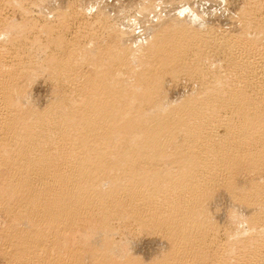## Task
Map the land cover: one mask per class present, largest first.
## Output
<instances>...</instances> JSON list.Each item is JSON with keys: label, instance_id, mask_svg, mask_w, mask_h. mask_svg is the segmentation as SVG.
<instances>
[{"label": "bare ground", "instance_id": "obj_1", "mask_svg": "<svg viewBox=\"0 0 264 264\" xmlns=\"http://www.w3.org/2000/svg\"><path fill=\"white\" fill-rule=\"evenodd\" d=\"M252 1L259 7L239 16V35L206 31L205 13L184 7L193 13L191 25L179 8L180 26L174 19L167 23H176L172 29L157 26L167 31L158 28L139 44L134 33L136 47L112 44V36L109 49L99 45L105 52L97 50L95 62L90 40L87 49L61 29L75 18L74 7L59 15L58 25L35 24L28 15L14 20L15 33L0 12V210L10 217L0 231V256L6 264H80L86 257L92 264H264V0ZM32 31L55 48L38 53L48 56L41 62L32 59L35 53L27 61L17 54L29 49ZM9 41L22 45L4 47ZM90 59L100 79L89 84L84 77L92 69L85 76L81 70ZM35 70L50 74L56 92L43 109L20 99L26 95L20 81ZM156 74L171 75L173 84L188 77L198 88L173 101ZM219 189L247 209V215L229 210L225 227L209 204ZM119 217L161 237L167 250L155 259L144 255L151 261L127 254L115 237ZM77 231L79 244L69 236Z\"/></svg>", "mask_w": 264, "mask_h": 264}, {"label": "rangeland", "instance_id": "obj_2", "mask_svg": "<svg viewBox=\"0 0 264 264\" xmlns=\"http://www.w3.org/2000/svg\"><path fill=\"white\" fill-rule=\"evenodd\" d=\"M50 1V2H49ZM155 1V2H154ZM185 0H147V1H144V0H18L17 1V4L15 3V4H13V3H11L10 2V4H8L7 2H2V3H0V9H2L0 12L3 14V17L4 18H6V20H5V22L6 23H8L7 22V19L8 18H10V19H8V20H10V23H8V24H10V25H8L9 27L10 26H12V27H10L11 28V30H12V32L13 33H15L14 32V28L16 29V22L14 21V20H16L17 22H21V21H23L22 20V18L23 19H25V16H27L30 20H28V21H30V22H35L36 21V23L35 24H37V23H39V25H45V23L46 24H49V25H52L51 23L52 22H54V25H56L55 23H57V25L59 24V22H60V18H63V16L62 17H60L59 15L61 14V13H63V12H68V11H70L69 13H67L68 15H70V13H73L74 12V10L79 14V10L77 9V8H79L80 9V7H81V12H80V14H83L82 16H84V18L82 17V16H80V14H79V16H77V19H79V21L76 19V15H78L76 12H74L75 14L73 15V14H71V16H74L75 18H73V17H71V18H69V17H67L68 19H71L70 21L69 20H67V23L69 24V23H71V24H66V25H62L61 26V29H62V31L64 30V32H65V35L66 36H68L69 38H71V42H75V41H73V40H75L77 37L79 38L80 37V43H81V45L82 46H91L90 44H92V48L91 49H88L89 47L87 46V49H88V52H90L91 50L93 51V48H94V51H93V53L92 54H89V58H91V56H92V59H93V57H94V59H93V61L95 62V57H96V55H98L97 54V50H99V51H101V47L102 48H104L105 47V45H107L106 47L108 48V47H111L112 45H110L109 43H111L112 42V40L114 39V41L112 42V44H114V43H117V44H121V43H125L126 41L127 42H129V44L130 43H132L131 41L133 40V41H136L135 39H137V41H136V43L137 42H141L142 40H144V39H142V38H144V37H146L147 35H152L153 34V36L154 35H156V34H158V33H161L163 30L165 31V29H166V31H167V27H168V25L169 24H167V23H169V21H173V19H174V21L177 23V24H179L180 22V24H182V21H183V23L184 24H189V23H191L192 24V22L190 21L189 22V20H192L191 19V17L193 16V13L192 12H190L189 11V9L191 10V11H195V9H197L201 14H202V16H204V13H205V19H208L207 21H206V24L204 23V26L206 27L205 29H206V31H208L209 30V28L210 27H212V28H210V29H213V30H215L216 32H225V33H228V32H230V33H233V34H237V32H238V35L239 34H241L242 33V31H241V25H239V23L240 22H238V20L240 21L241 20V17H240V19H239V16H242L243 15V13L244 12H249V10L250 11H252L251 9H253V8H255L256 7V5L258 6V3L257 2H255V3H257V4H255V7H254V1H252V0H187L189 3H191L190 4V6H189V4H187L186 3V1L184 2ZM191 1V2H190ZM256 1H258V0H256ZM19 2V3H18ZM63 2V3H62ZM69 4H68V3ZM156 4H154V3ZM253 4H252V3ZM53 3V4H52ZM67 3V4H66ZM79 3L81 4V5H79ZM87 3L89 4L90 3V5L92 6H90V5H87ZM147 3V4H146ZM151 3H153V4H151ZM184 3H185V5H184ZM249 3V4H248ZM5 4V5H4ZM11 4H12V6H11ZM36 4V5H35ZM52 4V5H51ZM60 5V7L58 6V5ZM63 4V5H62ZM65 4V5H64ZM142 4H144V5H142ZM152 6H150V5ZM157 4H159V5H157ZM161 4V5H160ZM195 4V5H194ZM245 4V5H244ZM260 4H262V3H260ZM259 4V5H260ZM10 5V6H9ZM15 7H14V6ZM31 5V6H30ZM57 5V6H56ZM62 5V6H61ZM66 5H67V7H66ZM70 5V6H69ZM142 5L143 7H140V6ZM174 5H176V6H174ZM193 5V6H192ZM253 5V6H252ZM63 6L67 9H65V8H63ZM86 6H89V7H86ZM95 6V7H94ZM98 6V7H97ZM153 6H156V7H153ZM182 6V7H181ZM202 6V7H201ZM251 6V7H250ZM261 6V5H260ZM262 6H264V5H262ZM58 7V8H57ZM72 7H74L73 9V11L71 12V8ZM138 7H140V8H138ZM147 7V8H146ZM159 7V8H158ZM164 7V8H163ZM184 7H188L187 9H184V12H183V8ZM194 9H193V8ZM253 7V8H252ZM259 7V6H258ZM4 8V9H3ZM15 8V9H14ZM55 8H57L56 10H55ZM165 8H168V9H165ZM172 8H174V9H172ZM180 8V9H179ZM200 8H202V9H200ZM257 8V7H256ZM14 9V10H13ZM63 9H65V10H63ZM70 9V10H69ZM91 9V10H90ZM177 9V10H176ZM181 11L182 10V12L183 13H181V12H179V10ZM246 9V10H245ZM249 9V10H248ZM13 10V11H12ZM29 10V11H28ZM114 10V11H113ZM139 10H141V11H139ZM145 10H146V12H145ZM151 10V11H150ZM164 10V11H163ZM197 10L195 11V12H197ZM242 10V11H241ZM245 10V11H244ZM7 11V12H6ZM150 11V12H149ZM177 11V12H176ZM185 11H186V13H185ZM16 12V13H15ZM26 12V14H23V13H25ZM142 12V13H141ZM145 12V14L143 15V13ZM148 12V13H147ZM159 12V13H158ZM178 12L181 14L180 16H181V19H183V18H187L188 16H189V14H190V18L188 17L186 20L185 19H183V20H181L180 19V21L178 20L179 19V14H178ZM189 12V13H188ZM102 13V14H101ZM121 13V14H120ZM141 13V15H140V17L138 16L139 14ZM149 13H151V17H149L150 15H149ZM163 13V14H162ZM192 13V14H191ZM15 14V15H14ZM86 16H85V15ZM187 14H188V16H187ZM236 14V15H235ZM51 15V16H50ZM95 15V16H94ZM153 15V16H152ZM159 15V16H158ZM176 15V16H175ZM184 15V16H183ZM192 15V16H191ZM24 16V17H23ZM32 16V17H31ZM101 16V17H100ZM103 16V17H102ZM136 16V17H135ZM141 16L143 17V18H141ZM173 16H175L174 18H172ZM185 16H187V17H185ZM22 17V18H21ZM81 17H82V19H81ZM88 17V18H87ZM147 17V18H146ZM155 17V18H154ZM34 18V19H33ZM99 18H101L100 20H98ZM169 18V19H168ZM176 18H178V19H176ZM193 18V17H192ZM202 18H204V17H202ZM237 18V19H236ZM50 19V20H49ZM56 19V20H55ZM84 19V20H83ZM135 19H137V20H135ZM150 19H152V20H150ZM26 20V19H25ZM76 20L78 21V23L76 22ZM143 21V22H141V21ZM193 20H194V18H193ZM192 20V21H193ZM37 21H39V22H37ZM72 21H74L73 23H72ZM80 21H82V22H87V24L85 25V24H83L82 22H80ZM159 21V22H158ZM174 21H173V23H174ZM14 22V23H13ZM84 22V23H85ZM95 22V23H94ZM136 23V24H134V23ZM161 22H163L162 24H161ZM165 22V23H164ZM170 22V24H172V25H170L171 27L172 26H174L175 24H173V23H171ZM187 22H189V23H187ZM13 25H12V24ZM107 23V24H106ZM111 23V24H110ZM139 23H140V25H139ZM148 23V24H147ZM150 23V24H149ZM199 21L195 24L196 26H198L199 24ZM236 23V24H235ZM83 24V25H82ZM114 24H116V26H113ZM129 24H130V26H129ZM154 24V25H153ZM180 24H179V26H180ZM191 24H189V25H191ZM69 26V28H68V26ZM81 25V26H80ZM92 25V26H91ZM102 25H104V26H102ZM109 25V26H108ZM146 25H149V26H146ZM153 25V28H154V26H155V28L157 27V26H167L165 29H163L164 27H160V28H162L159 32L157 31V29L159 28V27H157L156 29L154 28H149L150 26H152ZM14 26V27H13ZM70 26H72V27H70ZM80 26V27H79ZM88 26H89V28H88ZM102 26V27H101ZM107 26L109 27V28H107ZM112 26V27H111ZM140 26V27H139ZM168 27L169 29H172L171 27ZM178 26V25H177ZM200 26V25H199ZM79 27V28H78ZM120 27V28H119ZM142 27H144V30H146V32H147V30H153L152 32H150L149 31V33L147 32V34L146 35H143L144 33H142V32H144L143 31V29H142ZM148 28V29H145V28ZM208 27V28H207ZM71 28V29H70ZM77 28V29H76ZM83 28V29H82ZM105 28H107V29H105ZM110 28L111 29H114L113 31H116V32H113L112 30H110ZM159 28V29H160ZM234 28V29H233ZM240 28V30H238ZM68 31H67V30ZM78 29H80L79 30V32H80V34H78L79 32L77 31ZM97 29V30H96ZM116 29H118V30H116ZM131 29V30H130ZM133 29V30H132ZM208 29V30H207ZM231 29V30H230ZM17 30V29H16ZM73 30V31H72ZM82 30V31H81ZM121 30V31H120ZM141 30V31H140ZM155 30H156V32H155ZM33 31H34V29H33ZM32 31V32H33ZM85 31V32H84ZM117 31H118V33H120L118 36L121 38H119V39H117L118 38V36L117 37H114V36H116L117 35ZM131 31H133V32H131ZM138 33V35L136 34V32ZM241 31V32H240ZM17 32V31H16ZM38 32V31H37ZM71 32L73 33V34H71ZM77 32V33H76ZM110 32V33H109ZM113 32V35L111 34ZM129 32V33H128ZM141 32V33H140ZM235 32V33H234ZM39 33V32H38ZM38 33H36V34H38ZM86 33H89V34H86ZM91 33V34H90ZM92 33H93V35H92ZM94 33L95 34H97V35H94ZM115 33H116V35H115ZM123 33V34H122ZM134 33H135V35H134ZM154 33H156V34H154ZM104 34V35H103ZM111 34V36L109 37L108 35H110ZM125 34V35H124ZM127 34H131L130 36H128ZM136 37H132L133 35ZM139 34H142V35H139ZM76 35V36H75ZM90 35V36H89ZM92 35V36H91ZM36 36L37 35H35L34 34V32H33V36H32V38H30L29 40H32L31 42L30 41H27V44L28 45H26V46H29L28 48L29 49H27V47H25V48H23L24 50H22V52L24 53V54H22V52L19 50V53H17L18 55L19 54H21L22 56H23V58H24V60H26L27 61V58L29 57L30 59L33 57V56H31L33 53H35L34 54V57L32 58V59H37L36 61L37 62H41L42 60H45L46 58L45 57H48V56H46V55H49V53H51L55 48L54 47H51V48H48V47H46L45 45H46V43L48 42V40H47V37L45 36L44 37V35H42L41 37V39H39L38 41H37V39L38 38H40V37H37L36 38ZM73 36H75V39L73 38L72 39V37ZM82 36H85V37H83L82 38ZM86 36H88L87 38H86ZM113 36V37H112ZM125 36V37H124ZM139 36V38H137ZM142 36H144V37H142ZM35 37V38H34ZM93 40H91L90 38ZM93 37H94V39H93ZM96 37V38H95ZM97 37H99L100 39H99V41H98V39H97ZM111 37L113 38V39H111ZM127 37V38H126ZM142 37V38H141ZM35 39V41H37V43L34 41V39ZM44 38H46V39H44ZM77 38V39H78ZM103 38V39H102ZM124 38V39H123ZM130 38H132V40H130ZM135 38V39H134ZM141 38V39H140ZM123 39V40H122ZM42 40V41H41ZM89 40L92 42H89ZM102 40H105V41H102ZM47 41V42H46ZM96 41H98V42H96ZM110 41V42H109ZM120 41H122V42H120ZM125 41V42H124ZM30 43V45H29V43ZM40 42L41 43H43V45L41 46V44H40ZM90 44H89V43ZM94 42H96V43H98V46H97V44L95 43L94 44ZM120 42V43H119ZM16 42H14V44H13V42H12V44H13V46L15 47H13V46H11V43H10V41H9V44L6 42L5 43V45H3L4 47H13V49H15V50H17V49H19V46H21L22 44H21V42L20 41H18L17 43L18 44H15ZM20 43V44H19ZM44 43H45V45H44ZM83 43L85 44V45H83ZM105 43V44H104ZM108 43V44H107ZM134 43V42H133ZM35 44V45H34ZM128 44V43H127ZM128 44V45H129ZM137 44H139V43H137ZM144 45H145V47H146V44L145 43H143ZM10 45V46H9ZM38 45H40L42 48L43 47H45V48H43V49H39L37 46ZM99 45H101V47L99 46ZM110 45V46H109ZM122 45V44H121ZM124 45V44H123ZM125 45H126V43H125ZM134 46L136 45L135 43L133 44ZM132 44H130L129 46H133ZM39 46V47H40ZM94 46H97V47H94ZM33 49H31V48ZM39 49V50H37V48ZM40 47V48H41ZM99 47H100V49H99ZM105 47V48H106ZM136 47V46H135ZM134 47V48H135ZM140 47V46H139ZM144 47V46H143ZM52 48H54V49H52ZM104 48V49H105ZM48 49V50H47ZM96 49V50H95ZM103 49V50H104ZM109 49V48H108ZM25 50H26V52H25ZM29 51V53H27L28 51ZM34 50H37V53L34 51ZM90 50V51H89ZM102 50V51H103ZM106 50V49H105ZM105 50L103 51V52H105ZM43 51V52H42ZM44 51H46L45 53H44ZM50 51V52H49ZM101 51V52H102ZM100 52V53H101ZM102 52V54H104ZM15 53L16 52H14L13 53V56H16L15 55ZM27 53V54H26ZM31 53V57L29 56V54ZM38 53H44V54H46V55H44V54H42V56L40 55L39 56V54ZM99 53V54H100ZM142 52H139V54H141ZM215 53V54H214ZM26 54V55H25ZM136 54H138V53H136ZM214 54V56H212ZM17 55V56H18ZM24 55L26 56V58L24 57ZM38 55L39 56V58L37 57L36 58V56ZM94 55V56H93ZM212 57H214L216 60H221L222 59V55L221 54H218L217 55V53L214 51H212ZM215 55H216V57H215ZM220 55V56H219ZM28 56V57H27ZM88 56V55H87ZM138 56V55H137ZM140 56V55H139ZM45 58V59H44ZM89 58H88V60H87V58L85 59V61L87 60V61H89ZM139 58V57H138ZM30 59H28V60H30ZM34 59V60H35ZM92 59H90V62H89V64L88 63H85V66H83V68H82V72L80 71V74L82 73V75L83 74H85L86 75V73H84V72H86V70H90V69H92V72H91V70L89 71V72H87V74H89V76L88 75H86L87 76V78L86 77H84L86 80H87V82L88 81H90L91 80V78L93 77V80H91V81H95L96 79H100V78H98V77H100V76H97V75H94V73H93V71L95 72V74H97V68L94 66V65H92ZM86 61V62H87ZM220 62V61H219ZM90 63H91V68L89 67V65H90ZM108 64H109V62H108ZM89 68H88V67ZM108 66V65H107ZM94 68L96 69V70H94ZM38 70V69H37ZM37 70H35L34 72L35 73H32L33 74V77H32V74L30 75V76H28V79H22V81H20V83H22V85H23V83L25 84V85H23L22 86V88L23 87H26V88H23L25 91V93L24 94H26L27 95V93H29V95H23L22 97L24 98L25 96V98L26 99H24L23 100V98H20V99H22L21 100V102L24 104V105H29V104H27V103H29L30 102V105H36V107H38V108H41V109H43V107L45 108L46 106V104L48 105L49 103H50V101L49 100H51V98H52V100L54 99V97H56V92L53 90L54 89V85H53V81H51V83H48V81L50 80L49 78V73L48 72H45L46 74H44L42 71H37ZM43 74H42V73ZM93 73V74H92ZM39 74H41V75H39ZM47 74H49V75H47ZM91 74H92V76H91ZM43 75V76H42ZM47 75V76H46ZM85 75H83V76H85ZM158 75L159 74H156L155 75V77H157L158 78ZM161 75V74H160ZM159 75V78L158 79H161V81L164 79V82L165 83H163V84H161V86H163V87H161V90H162V88H163V92L164 91H166L165 93H166V95L168 96V99H170L171 98V100H173V101H178V100H181V98L183 97L184 98V96H186L185 94H189L190 92H191V90L193 89V87H196L197 85H195V84H189L190 83V81L188 80V77H184V78H181V80H179L177 83L175 82L174 84H173V79L171 78V75L170 76H166V78H168V79H166L165 80V78H162L161 76ZM91 76V77H90ZM94 76H95V78H94ZM97 76V77H96ZM162 76H164L165 77V75L164 74H162ZM29 77H32V78H29ZM43 79H42V78ZM46 77V78H45ZM49 77V78H48ZM161 77V78H160ZM84 79V82H86V80ZM95 79V80H94ZM153 79H154V77H153ZM23 80H25V82L23 81ZM33 80V81H32ZM47 80V81H46ZM170 80H172V81H170ZM187 80V81H186ZM29 81V82H28ZM97 81H99V80H97ZM50 82V81H49ZM86 82V84H88ZM186 84H185V83ZM91 83V82H90ZM89 83V84H90ZM132 84L134 83L133 81L131 82ZM50 84H52L53 86H52V88L50 87L51 85ZM165 84V85H164ZM176 84H178L177 86H176ZM181 84V85H180ZM49 85V86H48ZM134 85V84H133ZM168 85V86H167ZM175 87H174V86ZM183 85H185V86H183ZM192 85H193V87H192ZM188 86V87H187ZM168 87H169V90H168ZM52 90H51V89ZM164 88H165V90H164ZM187 88V89H186ZM196 88H198V86L196 87ZM171 90V91H170ZM187 90V91H186ZM27 91V92H26ZM50 91V92H49ZM55 93L54 95H53V93ZM187 93H186V92ZM190 91V92H189ZM162 92V93H163ZM51 93V94H50ZM169 93V94H168ZM31 94V95H30ZM184 94V95H183ZM52 95V96H51ZM163 95L165 96V94L163 93ZM173 97V99H172V97ZM176 95V96H175ZM183 95V96H182ZM178 96L180 97V98H178ZM36 97V98H35ZM39 99H38V98ZM166 97V96H165ZM30 98V99H29ZM29 99V100H28ZM36 100V102H35V100ZM175 99V100H174ZM26 100V101H25ZM27 101H29V102H27ZM34 102V104H31V102ZM39 101V102H38ZM27 102V103H26ZM38 102V103H37ZM34 105V106H35ZM40 105V106H39ZM149 105V104H148ZM42 106V107H41ZM217 193H219V194H217ZM217 193H215L216 195H214L215 197H213V198H215V200L213 199V198H209V200H213V201H210V203L209 204H211L210 206L212 207V209L213 210H215V209H217L218 211H214L216 214H215V216H216V219H217V222H220L221 223V225H223V227H225L227 224H229V222L231 223V221H228L226 218H227V214H228V211L230 210V212H231V209L233 208V210L235 209H238V212H240V213H243L244 215H247L246 213H247V211L245 212V210H247L244 206H241V205H237V206H239L238 208H237V206L235 207V205L233 206L232 205V202L230 201L231 199H229V197H228V195L225 193V191H224V189L223 190H220L219 189V191L217 192ZM218 207V208H217ZM240 208V209H239ZM232 210V211H233ZM9 219V220H8ZM5 220V221H4ZM227 220V221H226ZM226 221V222H225ZM9 222H10V217L6 214V213H4V211H1L0 210V231L2 232L3 230L2 229H4V227H6L7 225H9ZM225 223H226V225H225ZM137 224V223H136ZM136 224H135V222L133 223V222H131L130 221V219L128 220L127 218H123V217H119L118 219H115L114 220V223H113V225H114V227L115 228H117V233H115L116 234V240H118V241H122V242H124V243H121V245L123 246V248L127 251V254H129V253H132V252H136V254H137V252H138V256L140 257V258H142L143 260L145 259V257H144V255H151L150 257V259H152L153 257H155V258H157L158 256L160 257V255H163V253L162 252H165L166 250H167V247H166V249H163V248H165V246H167V245H165L164 243H166L164 240H162V238L161 237H159L158 235H155V234H153V233H148L149 231L148 230H145V232H144V230H143V232H142V228L139 226V224H138V226H136ZM222 227V228H223ZM145 229V228H144ZM148 231V232H147ZM76 233L77 234H79L80 235V232H74V234L73 233H69V236L71 237V236H73V238L71 237V239H74L75 237V244H79V242H81V240H80V238H78L79 237V235H77V236H75L76 235ZM71 234V235H70ZM144 234V235H143ZM69 236H68V238H69ZM148 236V237H147ZM158 236V237H157ZM220 237H222L221 235H220ZM76 239L78 240V241H76ZM69 240H70V238H69ZM1 241V240H0ZM70 241H73V240H70ZM84 243H86V244H90L89 243V241L87 242V240H86V242H82V245H84ZM80 245H81V243H80ZM121 245H120V247H121ZM160 246V247H159ZM163 246V247H162ZM122 248V247H121ZM133 250V251H132ZM159 250V251H158ZM162 250H164V251H162ZM160 251H162L161 252V254H159L160 253ZM155 252V253H154ZM156 252L159 254H156ZM157 256H156V255ZM88 255V254H87ZM86 255V256H87ZM142 257H141V256ZM155 255V256H154ZM89 256V255H88ZM87 259H85V260H83V261H81V263L82 264H92V258L91 257H86ZM90 258V259H89ZM155 258H153V259H155ZM148 257H146V259L144 260V261H151L150 259H148ZM92 262H91V261ZM80 263V264H81ZM0 264H6V262H5V260H4V258H2V256H0Z\"/></svg>", "mask_w": 264, "mask_h": 264}]
</instances>
